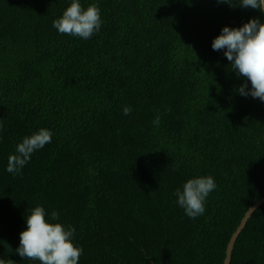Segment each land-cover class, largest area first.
<instances>
[{
	"label": "trees",
	"instance_id": "1",
	"mask_svg": "<svg viewBox=\"0 0 264 264\" xmlns=\"http://www.w3.org/2000/svg\"><path fill=\"white\" fill-rule=\"evenodd\" d=\"M238 2L81 0L103 21L82 40L52 26L70 0H0V260L40 264L15 252L39 205L75 228L79 264H224L264 198V102L211 48L225 25L264 23ZM41 128L52 142L5 171ZM207 175L217 187L190 219L174 193ZM229 264H264V204Z\"/></svg>",
	"mask_w": 264,
	"mask_h": 264
},
{
	"label": "clouds",
	"instance_id": "2",
	"mask_svg": "<svg viewBox=\"0 0 264 264\" xmlns=\"http://www.w3.org/2000/svg\"><path fill=\"white\" fill-rule=\"evenodd\" d=\"M227 3L229 0H218ZM243 9H254L264 15V0H239ZM101 9L96 3L82 6L81 0H70L62 14L53 21V28L61 35L82 40L92 38L102 27ZM213 51H222L229 61L231 71L244 82L236 89L239 95L264 102V23L259 18H251L239 27L223 26L220 33L212 39ZM132 112L128 106L122 108L127 116ZM159 126L160 117L153 120ZM50 129L41 128L25 136L15 146V151L7 159L5 171L18 175L31 160L32 154L52 142ZM214 177L197 176L184 182L174 195L175 203L184 214L195 219L205 213L207 197L216 189ZM59 213H46L43 206L31 209L24 217L25 229L19 233V245L15 252L23 259L37 260L40 264H79L83 249L74 245L75 228L59 222ZM0 264H5L0 260Z\"/></svg>",
	"mask_w": 264,
	"mask_h": 264
},
{
	"label": "water",
	"instance_id": "3",
	"mask_svg": "<svg viewBox=\"0 0 264 264\" xmlns=\"http://www.w3.org/2000/svg\"><path fill=\"white\" fill-rule=\"evenodd\" d=\"M264 204V198L258 200L255 205L253 207H251L250 209H248V211L246 212V214L244 215L242 221L240 222V225L238 226L237 230L235 231V233L233 234L231 241L228 245L227 251H226V258L224 260V264H229L230 262V255L232 252V248H233V244L238 236V234L240 233V231L244 228L247 220L249 219V217L253 214V212L255 210H257L261 205Z\"/></svg>",
	"mask_w": 264,
	"mask_h": 264
}]
</instances>
